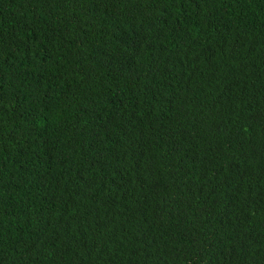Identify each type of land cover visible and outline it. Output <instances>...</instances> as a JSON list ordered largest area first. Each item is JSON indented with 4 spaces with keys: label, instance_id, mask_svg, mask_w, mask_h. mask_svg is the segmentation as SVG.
Segmentation results:
<instances>
[{
    "label": "trees",
    "instance_id": "obj_1",
    "mask_svg": "<svg viewBox=\"0 0 264 264\" xmlns=\"http://www.w3.org/2000/svg\"><path fill=\"white\" fill-rule=\"evenodd\" d=\"M0 264H264V0H0Z\"/></svg>",
    "mask_w": 264,
    "mask_h": 264
}]
</instances>
